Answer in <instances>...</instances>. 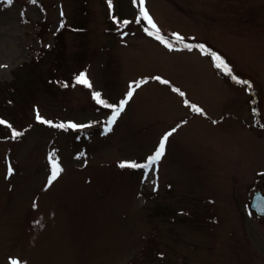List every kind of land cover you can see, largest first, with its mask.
<instances>
[{
  "label": "rangeland",
  "instance_id": "374dc122",
  "mask_svg": "<svg viewBox=\"0 0 264 264\" xmlns=\"http://www.w3.org/2000/svg\"><path fill=\"white\" fill-rule=\"evenodd\" d=\"M144 7L160 32L204 48L169 50L136 22L133 0H0V117L12 126H0V264H127L150 244L155 263L142 264L264 254L245 203L264 171V137L246 128L256 125L252 99L264 121V0ZM81 72L91 88L75 82ZM136 81L105 132L112 110L92 93L118 104ZM173 128L154 170L120 166L145 163ZM49 153L63 169L51 184Z\"/></svg>",
  "mask_w": 264,
  "mask_h": 264
},
{
  "label": "snow or ice",
  "instance_id": "6c2138e0",
  "mask_svg": "<svg viewBox=\"0 0 264 264\" xmlns=\"http://www.w3.org/2000/svg\"><path fill=\"white\" fill-rule=\"evenodd\" d=\"M7 2L9 4H11L12 0H7ZM32 2L34 3L35 0H32ZM109 6L111 7V0H108ZM134 4H137L139 7V15L136 17V22L139 23L141 19L147 21L148 25H150V27L152 29L155 30V32H151L148 31V29L146 28L145 31L148 32L149 35H155V38L160 41L162 44H164L169 50L173 49V44L166 40L165 38H163L160 34H159V29L157 27V25L155 24V22L153 21V19L151 18V16L149 15L148 11L146 10V8L144 7L145 4V0H133ZM123 24L127 25L129 23H131V21H123ZM61 27H63V24H61ZM173 37L175 38L176 41L178 42H182L184 40V37L180 36L177 33L173 34ZM191 45L185 44V48L191 50ZM196 47L198 48H204L203 45H197ZM207 54H209L211 56V58L213 59V61H220V63H217L215 66L217 68H221L224 67L225 69H227L228 71H231L230 69H228V66L224 63L223 59L216 53L212 52L210 49L208 50ZM154 79L161 81L164 84H168L169 82L166 80H161L160 77H154ZM233 79H235V77H233ZM75 82L77 84L83 85V86H87L88 88H91L92 85L90 83V81L87 79L86 73L85 72H81L78 76L75 77ZM145 81H136L133 82V84L129 85V91L125 94V98L121 99L119 101L118 104H110V103H106L104 100L101 99V94L99 92H93V98L96 100V102L98 104L103 105L106 108H109L112 110V114L109 118L108 121V127H106L105 131H110V125L115 123L117 117H119V115L121 114V112L124 110L125 105L128 103V101L132 98L133 93L135 91V88L140 87V85L142 83H144ZM241 83L247 84L246 81H242ZM134 85V86H133ZM65 87L67 86L66 84L64 85ZM174 92L179 93V95L183 96L184 93L178 89V88H173L172 89ZM184 103L186 105L189 104V102L187 100L184 101ZM191 108L193 110H195L196 112H199L201 114H203V110L198 108L196 105H190ZM36 120L38 122L44 123V124H48L57 128H65V124L61 123V124H53L52 121H47L44 120L39 112L37 111L36 114ZM215 123V122H214ZM0 125H7L9 128H11L12 126L10 124H8L7 121H4L2 119H0ZM68 127L71 128H86L88 127V125H76V124H69ZM176 131V128L171 129L169 132H166L160 139L159 144L155 150V152L148 156L145 163L143 164H137L135 162H123L121 163V167H132V168H146L148 170H154V165L161 159V157L164 155V149H165V144L168 141L169 137ZM22 135V133L17 132L16 130H12V138L15 139L16 137ZM80 155H83V153H81ZM49 161H50V165H51V176L49 177L48 183L51 184L52 181H54L57 176L60 174V172L63 171V169L60 167L57 158L54 156V153H49V157H48ZM13 172L12 167L9 165L8 167V174L11 175ZM35 206V205H34ZM10 264H22V262L18 261L17 259L14 258H10Z\"/></svg>",
  "mask_w": 264,
  "mask_h": 264
},
{
  "label": "flooded vegetation",
  "instance_id": "af4514ba",
  "mask_svg": "<svg viewBox=\"0 0 264 264\" xmlns=\"http://www.w3.org/2000/svg\"><path fill=\"white\" fill-rule=\"evenodd\" d=\"M200 42V41H198ZM201 45V42H200ZM234 75V74H233ZM257 100L252 99L250 101V105H251V110L252 112L256 115V119H255V123L256 125L251 124L250 122L246 123V128H248L249 126L254 129V126H256L257 131L260 132L262 134V137H264V121L263 119H260V114L257 110V106H256ZM249 127V128H250ZM258 128L260 130H258ZM263 131V132H262ZM259 134V133H258ZM260 135V134H259ZM256 178L254 181V184L250 187L247 196H246V213L250 216V218L252 220H254L256 223H258L259 225H261L262 230L264 229V171H259L256 174ZM259 193V195H257ZM257 196L258 200L256 202V205L258 206L257 208L252 207V200L253 198ZM263 211V213H260L261 210ZM247 242V241H246ZM239 264H264V254L262 255H258L257 258V262L252 263L250 261H244V262H240Z\"/></svg>",
  "mask_w": 264,
  "mask_h": 264
},
{
  "label": "trees",
  "instance_id": "16d2710c",
  "mask_svg": "<svg viewBox=\"0 0 264 264\" xmlns=\"http://www.w3.org/2000/svg\"><path fill=\"white\" fill-rule=\"evenodd\" d=\"M32 1V0H31ZM35 1H37V0H35ZM113 21V20H112ZM42 21H39L38 22V24H37V31H39V29H40V23H41ZM144 28L146 29H148V31H151V32H155V30L154 29H152L151 27H149V26H147V25H145L144 26ZM148 33V32H147ZM60 34H61V32L58 30V31H55V36H58V38H59V36H60ZM159 34L163 37V38H165L166 40H168V41H170L172 44H173V48H177V49H181V48H184L185 47V44H188V45H191L192 47L194 46V47H196L197 45H200V42H198L197 40H193V41H191V43H189L188 41H186V40H183L182 42H178V41H174V40H172V38L171 37H169L168 35H166V34H164V33H162V32H160L159 31ZM153 36H155V35H153ZM42 49V48H41ZM41 49H37L38 50V52H39V50H41ZM16 79H18V77H16ZM14 82H15V80L14 81H12V82H9V83H4L5 85L7 84V85H14ZM0 119H2L1 117H0ZM3 120V119H2ZM0 126H2V125H0ZM100 128L101 129H103L102 128V125L100 126ZM105 129V128H104ZM103 129V130H104ZM105 131V130H104ZM105 132H108V131H105ZM152 246H154V244H150V245H147L146 247H144L142 250H141V253H139L138 255H136L135 256V258L133 259V260H130V261H128L127 262V264H142L143 262H145V261H153L154 262V259L152 258L151 259V256L150 255H148V250H149V248L150 247H152ZM147 261V262H148ZM155 263V262H154Z\"/></svg>",
  "mask_w": 264,
  "mask_h": 264
},
{
  "label": "water",
  "instance_id": "95a60500",
  "mask_svg": "<svg viewBox=\"0 0 264 264\" xmlns=\"http://www.w3.org/2000/svg\"><path fill=\"white\" fill-rule=\"evenodd\" d=\"M257 195H259V193L257 194ZM257 200H258V198H257V196H255L254 198H253V200H252V207H258L257 205H256V202H257ZM258 211H260V213H263V211H262V209L261 210H258Z\"/></svg>",
  "mask_w": 264,
  "mask_h": 264
}]
</instances>
